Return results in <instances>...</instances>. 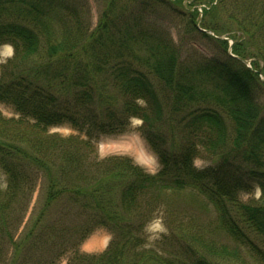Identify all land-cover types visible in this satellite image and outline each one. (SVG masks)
I'll list each match as a JSON object with an SVG mask.
<instances>
[{
	"label": "trees",
	"instance_id": "16d2710c",
	"mask_svg": "<svg viewBox=\"0 0 264 264\" xmlns=\"http://www.w3.org/2000/svg\"><path fill=\"white\" fill-rule=\"evenodd\" d=\"M99 1L90 30L83 0H0V48L14 50L0 104L17 115L0 114V264H58L68 253V264H238L244 254L264 264V0H193L212 5L201 20L169 0ZM160 11L220 54L185 63ZM133 119L155 175L95 151L93 136L123 134ZM62 126L78 135L51 133ZM201 149L215 165L195 167ZM164 201L209 216L170 211V256L145 249ZM184 224L196 232L182 236ZM99 228L112 234L107 250L80 252Z\"/></svg>",
	"mask_w": 264,
	"mask_h": 264
},
{
	"label": "rangeland",
	"instance_id": "374dc122",
	"mask_svg": "<svg viewBox=\"0 0 264 264\" xmlns=\"http://www.w3.org/2000/svg\"><path fill=\"white\" fill-rule=\"evenodd\" d=\"M83 8L80 10V17L83 23L85 22V28L93 30L98 25L101 13L103 11V5L99 0H83ZM173 3H180V5L189 12H196L197 9L195 6L197 3H191L189 0H170ZM218 0H215L212 5H215ZM216 2V3H215ZM210 5V6H212ZM207 8V7H206ZM208 10V8H207ZM206 10V11H207ZM197 13V12H196ZM205 13V11H204ZM204 14H198L199 20L203 19ZM159 19L166 28L170 30L173 38L181 49V57L185 61H199L200 59L213 57L219 55V51L215 45L205 43L199 39H191L188 37L184 31L185 20L176 19L174 16L171 17L165 11H160L155 16ZM201 22V21H200ZM230 43L233 44L231 39ZM230 44V46H231ZM14 50L11 46H3L0 48V76L1 68L5 65L8 60L13 57ZM247 61V66L252 67V62L254 59L250 58ZM264 80V77H261ZM0 114L4 115L7 118L17 117L15 111L11 106L6 104H0ZM142 122L138 119H133L127 128V131L123 134H113V135H102L98 137L93 136V144L95 146V151L101 159L111 157V156H126L133 160V162L141 166L148 174L155 175L161 170V166L156 155L149 148L148 144L144 140L140 127ZM51 133L59 134L63 137H69L71 135H78V133L72 130L69 126H62L53 128ZM81 136V135H80ZM83 138H85L82 135ZM201 153L195 160V167L197 169H204L206 167L216 164V159L209 154L207 151L201 149ZM260 191L256 189L253 194H243L241 196L242 200L248 202L252 199H258L260 197ZM38 194L33 198L31 208L24 219V223L20 228V231L24 229V226L29 221L33 208L36 209L39 205ZM175 204L168 207L167 201H164L163 204L157 209L155 217L151 220L146 229H145V249L157 251L159 253L166 251L169 256L171 253L167 251V242L166 237L168 230L166 227V216L170 215V211L176 212L179 211L178 208H182V211L186 210L187 213H192L197 216L200 220H206L209 216L200 212L196 205L190 206L189 204L180 205V201H173ZM179 205V206H177ZM186 205L189 206L186 209ZM180 218V217H179ZM184 220L185 219H180ZM198 221V220H197ZM185 231L184 235L194 234L196 232L195 227H189L186 231V224H184ZM180 237L181 240L186 241V238ZM112 240L111 232L106 228H99L95 230L80 246V252L87 255H99L107 250L110 242ZM71 254L68 253L64 258L59 261L58 264H68ZM243 260L239 261L238 264H262L259 259H256L249 254L243 255Z\"/></svg>",
	"mask_w": 264,
	"mask_h": 264
},
{
	"label": "water",
	"instance_id": "95a60500",
	"mask_svg": "<svg viewBox=\"0 0 264 264\" xmlns=\"http://www.w3.org/2000/svg\"><path fill=\"white\" fill-rule=\"evenodd\" d=\"M243 63H246L245 61H243Z\"/></svg>",
	"mask_w": 264,
	"mask_h": 264
}]
</instances>
